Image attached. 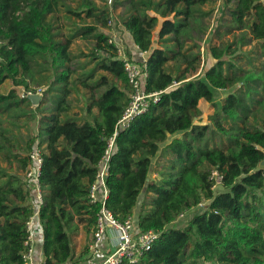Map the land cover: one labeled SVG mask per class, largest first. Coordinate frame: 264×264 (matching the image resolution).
Returning <instances> with one entry per match:
<instances>
[{
	"label": "trees",
	"instance_id": "16d2710c",
	"mask_svg": "<svg viewBox=\"0 0 264 264\" xmlns=\"http://www.w3.org/2000/svg\"><path fill=\"white\" fill-rule=\"evenodd\" d=\"M215 2L106 0L99 6L78 0L73 6L71 0H0V264H25L35 203L23 174L38 142L44 145L40 264L86 262L89 249L75 257L72 236L78 217L94 231L99 204L90 201V190L131 92L104 30L113 14L138 48L150 52L145 89L162 91L117 135L106 177V204L114 215L133 217L137 231L161 232L136 264H264V1L221 0L214 24L204 6ZM63 10L81 21L68 32L53 20ZM230 34L234 39L225 41ZM77 39L94 41L86 55L94 65L75 77L82 56L72 50ZM254 41L262 42L263 61L246 68L237 56ZM206 53L214 62L201 77ZM7 80L14 86L2 92ZM77 84L86 90L82 116L72 113ZM236 84L222 108L214 105L209 122L200 123V100L213 104L215 88ZM33 85L47 87L36 106L20 91ZM34 122L36 134L29 131ZM156 158L166 162L152 179ZM214 168L224 175L219 191ZM203 200L206 209L186 218L184 227L174 225Z\"/></svg>",
	"mask_w": 264,
	"mask_h": 264
},
{
	"label": "built area",
	"instance_id": "2783aa9c",
	"mask_svg": "<svg viewBox=\"0 0 264 264\" xmlns=\"http://www.w3.org/2000/svg\"><path fill=\"white\" fill-rule=\"evenodd\" d=\"M112 2L113 0H107L109 5H111ZM217 2L218 6H220L221 0H217ZM115 25L114 19L110 18L108 27L112 28L115 27ZM108 42L115 45L118 58L123 62L131 92L129 102L115 125L113 135L108 140L105 153L99 163L96 181L93 183L90 190V201L99 204V210L96 215L93 238L89 245V255L86 258L85 264H136L140 262L149 250H151L161 232L157 230L137 231L133 217H129L124 221L119 220L106 204L108 196L106 177L108 174V164L115 148L117 135L121 130H126L135 117L145 113L152 104L158 102L162 91L148 92L145 89V80L148 76L147 64L144 62L141 65L128 55L127 49L120 41L119 33L115 28H112V31L109 33ZM1 44L2 41L0 40V45ZM203 50L202 48V51ZM46 89L47 87L44 85H33L29 88L24 87L21 90V96L23 98H28L30 95L37 94L43 97ZM43 149L44 146L40 145L39 142L35 145L29 155L31 165L24 172L26 187L32 191V196L36 201L34 206L35 212L27 222L28 236L24 242L25 250L23 253L25 264L42 263L34 261L33 258L34 237L36 234L33 221L39 217L40 207L43 204V189L40 180L44 160ZM211 178L214 181V188L222 186L224 175L218 168L212 170ZM207 202V200H203L196 207L182 212L177 220L184 219L195 210L199 211L200 209H204L205 207L203 206L206 205ZM39 229L40 228L37 230ZM112 230L116 232V235L113 241L111 239L112 245L109 247V250L106 249L105 251L103 248V241L108 232Z\"/></svg>",
	"mask_w": 264,
	"mask_h": 264
},
{
	"label": "rangeland",
	"instance_id": "374dc122",
	"mask_svg": "<svg viewBox=\"0 0 264 264\" xmlns=\"http://www.w3.org/2000/svg\"><path fill=\"white\" fill-rule=\"evenodd\" d=\"M71 3L73 6H76L78 3V0H71ZM97 3L99 6H102V5L106 4V0H97ZM204 9L207 10L209 13H211V17H210L211 22H213L215 24L214 20L219 15V13L221 11L220 6H218V2L205 5ZM219 9H220V11H219ZM120 11H121L120 9H117L116 14L119 15ZM57 17H59V18H57ZM50 18H52V16ZM111 18H113L115 21V19H116L115 14H113ZM53 20L55 21V23L57 25L62 26V28H64V31H66V32L70 31L72 28H76L81 23V21L79 19H77L76 17L67 15L64 10L60 11L59 14L53 16ZM116 26L117 25H115V27H112V28L116 29ZM112 28L108 27V28H105L104 30L109 34L112 31ZM239 33H240V30L235 31L236 35ZM120 37L122 38L123 35L119 34V39L121 40ZM223 39L225 41L226 40L232 41L234 39V34L224 36ZM121 42H123V41L121 40ZM216 43H220V40H216ZM93 46H94L93 40L77 39L73 43V45H72L73 52L78 54V55H82L78 59V61H79L78 62V68H80V71L75 74V77L79 76L81 73L88 71V69H90V67H92L94 65V63H90L91 56H89V57L86 56V55H91ZM262 53H263L262 42L254 41L250 45H244V46L240 47V54H238L237 59H238V62L246 68L250 67V63H255V64L260 66L262 61H263ZM212 62H214V60L210 57L208 58L207 53H206L205 63L203 62L200 65V68L198 70L199 71L198 73H201V75H200L201 77H204V71H202L203 68L210 65ZM240 85L241 84H236L235 86H233L229 89L215 88L214 89V103L215 104L214 103L212 104L206 100H202L200 102V109L202 111V114L199 118L200 119L199 122L203 123V124L209 122V116L215 112L216 106H214V105H217V107L221 109L222 104L224 103V101L228 97V95L230 93H235L239 89ZM13 86H14L13 81L7 80L5 82V84L1 87V91L6 92L10 88H12ZM74 87L76 90L74 92V96L72 97L73 98L72 113H73V111L81 110V108L86 105V100L84 97V92L86 90L84 88H82L81 85H78V84L74 85ZM23 88H24V86L21 87L20 91ZM257 107H258V110H260V109L262 110L260 104H257ZM262 112L263 111H261V114H262ZM251 119H254V118L252 117ZM24 129L26 130V128H24ZM31 130L33 133H35V134L37 133V123L36 122L31 124V128L29 131H31ZM24 134H27V133L25 132ZM215 141L219 142L220 139L218 137H216ZM154 161L156 164H155V166H153V170L151 172V178L152 179H155L158 177V174L156 173L155 170L159 169L161 167V165H163V163L166 162V159L165 158H156ZM2 164L6 165V163H4V162H2ZM221 189H222V187L218 186L215 188V191H219ZM142 199H143V196L141 197V200ZM203 207H205V209H206L207 206L204 205ZM195 212H197V211L196 210L193 211L192 213L187 215L182 220H177L174 223V225L176 227H184L187 223L186 218H188L190 215L194 214ZM77 222L79 224V229H80L81 225L82 226L85 225V228H86V223H87L86 217H78ZM224 224H225V226L227 225V223H224ZM75 236H77V235L73 234L72 239H75L76 238ZM207 263H213V262H206V264Z\"/></svg>",
	"mask_w": 264,
	"mask_h": 264
},
{
	"label": "crops",
	"instance_id": "0c3cea01",
	"mask_svg": "<svg viewBox=\"0 0 264 264\" xmlns=\"http://www.w3.org/2000/svg\"><path fill=\"white\" fill-rule=\"evenodd\" d=\"M116 29L118 31V33L121 35H123V37L121 38V40L123 41V45L126 47L127 49V53L130 57H132L133 59H135L137 62L138 61H146L150 52H143L141 51L138 46L134 43L130 33L125 30L122 26L119 28L118 26H116ZM120 40V41H121ZM204 100L201 99L200 102ZM36 106V105H34ZM199 107H200V103H199ZM80 116H82V111L78 110L77 111ZM181 136V133L173 135L171 138L175 137V136ZM44 146V145H43ZM24 175V174H23ZM25 189L29 191V188L26 187L25 185ZM35 198L32 196L31 197V201L33 203H36V201L34 200ZM140 205V204H139ZM138 208V207H137ZM34 228H35V237H34V261L36 262H43L45 260V256L43 253V232H42V228H41V224H40V219L39 217H37L34 221ZM40 228L39 230H37L38 228ZM92 229V228H91ZM77 236H75V239H72V245L74 248V252H75V257L81 256L83 255V257H85V252L87 251V248L89 249V245L92 241L93 238V231L88 232L87 229L84 226H80L79 231L76 233ZM116 235V232L114 230L109 231L108 234L106 235L104 241H103V248L108 249L109 247H111L112 243H111V239L112 241L114 240ZM89 255V254H88ZM87 255V256H88Z\"/></svg>",
	"mask_w": 264,
	"mask_h": 264
},
{
	"label": "water",
	"instance_id": "95a60500",
	"mask_svg": "<svg viewBox=\"0 0 264 264\" xmlns=\"http://www.w3.org/2000/svg\"><path fill=\"white\" fill-rule=\"evenodd\" d=\"M28 98L34 105H39L42 101V96L37 95V94L30 95ZM263 165H264V162H262V166Z\"/></svg>",
	"mask_w": 264,
	"mask_h": 264
}]
</instances>
